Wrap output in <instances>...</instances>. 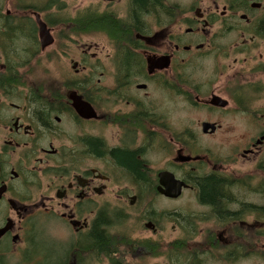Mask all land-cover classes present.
<instances>
[{
  "label": "flooded vegetation",
  "instance_id": "af4514ba",
  "mask_svg": "<svg viewBox=\"0 0 264 264\" xmlns=\"http://www.w3.org/2000/svg\"><path fill=\"white\" fill-rule=\"evenodd\" d=\"M0 264H264V0H0Z\"/></svg>",
  "mask_w": 264,
  "mask_h": 264
},
{
  "label": "rangeland",
  "instance_id": "374dc122",
  "mask_svg": "<svg viewBox=\"0 0 264 264\" xmlns=\"http://www.w3.org/2000/svg\"><path fill=\"white\" fill-rule=\"evenodd\" d=\"M57 48H58V46L54 47L53 49H51L49 51V53H47L46 56L44 55L42 58H44L47 61L49 56L51 54H54V52H55L54 50ZM54 70H55V67L52 64L47 63V62H43V63L38 64V66L36 68L34 67V72H36V74H38V75H42V74L52 75V74H54ZM197 118H198L197 116H194V115H191L190 113L184 112L183 123L192 122V121L196 120ZM46 238H47V234H46Z\"/></svg>",
  "mask_w": 264,
  "mask_h": 264
},
{
  "label": "water",
  "instance_id": "95a60500",
  "mask_svg": "<svg viewBox=\"0 0 264 264\" xmlns=\"http://www.w3.org/2000/svg\"><path fill=\"white\" fill-rule=\"evenodd\" d=\"M46 35H47V31L44 28V24H42L40 22V37H41V42H42V47L43 48H46V47H48L49 45H51L53 43L52 39L47 40Z\"/></svg>",
  "mask_w": 264,
  "mask_h": 264
}]
</instances>
